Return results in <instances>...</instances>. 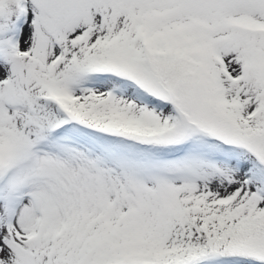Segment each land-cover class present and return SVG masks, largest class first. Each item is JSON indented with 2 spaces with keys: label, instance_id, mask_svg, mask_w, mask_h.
Returning <instances> with one entry per match:
<instances>
[{
  "label": "snow or ice",
  "instance_id": "snow-or-ice-1",
  "mask_svg": "<svg viewBox=\"0 0 264 264\" xmlns=\"http://www.w3.org/2000/svg\"><path fill=\"white\" fill-rule=\"evenodd\" d=\"M0 264H264V0H0Z\"/></svg>",
  "mask_w": 264,
  "mask_h": 264
}]
</instances>
